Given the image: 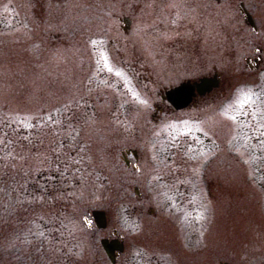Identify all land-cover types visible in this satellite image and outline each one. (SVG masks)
I'll list each match as a JSON object with an SVG mask.
<instances>
[{
	"label": "rangeland",
	"instance_id": "obj_1",
	"mask_svg": "<svg viewBox=\"0 0 264 264\" xmlns=\"http://www.w3.org/2000/svg\"><path fill=\"white\" fill-rule=\"evenodd\" d=\"M0 264H264V0H0Z\"/></svg>",
	"mask_w": 264,
	"mask_h": 264
},
{
	"label": "water",
	"instance_id": "obj_2",
	"mask_svg": "<svg viewBox=\"0 0 264 264\" xmlns=\"http://www.w3.org/2000/svg\"><path fill=\"white\" fill-rule=\"evenodd\" d=\"M246 18L251 21L252 17L248 12L245 10ZM252 22V21H251ZM219 79L217 73L212 75H204L199 77L196 80L187 79L182 81L180 84L166 89L162 97L166 99L174 108H183L187 106L191 101L194 95H204L205 93L209 92L211 89L218 85ZM132 152L135 158L136 150L134 149H127L123 153L127 154ZM125 162L128 163L126 156H124ZM137 188H135L136 190ZM92 215L95 218L96 225L98 227H104L107 218L106 214L103 210H93ZM116 234V233H114ZM100 243L106 252L108 258L114 262L116 257V251H122L124 249L123 242L120 241L117 237L115 238H101Z\"/></svg>",
	"mask_w": 264,
	"mask_h": 264
},
{
	"label": "flooded vegetation",
	"instance_id": "obj_3",
	"mask_svg": "<svg viewBox=\"0 0 264 264\" xmlns=\"http://www.w3.org/2000/svg\"><path fill=\"white\" fill-rule=\"evenodd\" d=\"M240 8L242 9L243 12H244V10L248 11L250 14H252L251 12H253L252 9L247 8L243 2H240ZM250 11H251V12H250ZM254 21H255V20H254ZM252 23H253V21H252ZM254 29H255V30L257 29L256 24H255ZM258 50L261 51V48L258 49ZM259 60H260V57H259V56H258V57L256 56V57L254 58V66H258V64H259ZM194 97H195V96H194ZM194 97H193V98H194ZM123 246H124V244H123Z\"/></svg>",
	"mask_w": 264,
	"mask_h": 264
}]
</instances>
